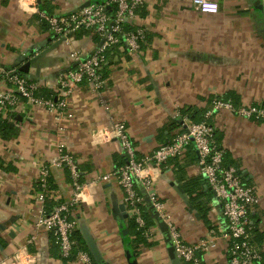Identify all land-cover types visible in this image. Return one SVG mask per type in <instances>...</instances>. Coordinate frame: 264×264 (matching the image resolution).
<instances>
[{
	"label": "crops",
	"instance_id": "crops-1",
	"mask_svg": "<svg viewBox=\"0 0 264 264\" xmlns=\"http://www.w3.org/2000/svg\"><path fill=\"white\" fill-rule=\"evenodd\" d=\"M86 1L0 0V68L22 65L24 54L37 51L40 56L27 75L52 87L59 72L76 62L68 58L66 46L51 41L34 8L69 12ZM216 1L217 13L201 14L191 0H149L140 20L148 34L144 48L129 53L120 46L109 53L103 69L107 86L102 91L92 92L86 82L74 86L68 96L73 116L62 123L63 132H58L54 115L42 106L8 112L7 126L0 127V264L11 263L23 247L30 264H81L75 258H61L53 234L36 226L40 206L36 185L44 166L55 184L45 204L67 203L72 197L69 170L53 165L60 141L76 159L84 185L81 201L72 207L77 230L83 238L85 228L104 263L184 264L173 256L156 224L150 228V246H133L129 213L121 208L123 191L112 178L98 180L123 162L120 143L107 141L100 133L94 138L93 132L122 121L136 154L142 156L174 136L179 117L205 120L216 97L236 105L264 102V0ZM95 45V38L82 32L75 35L71 48L89 53ZM6 88L0 85V91ZM208 122L225 151V164L236 167L259 196L251 218L259 232L256 242L264 264V123L227 110ZM197 159L189 146L181 157L151 169L153 188L187 242L210 237L209 227L217 235L226 227ZM137 189L145 197L146 190ZM214 239L215 246L201 255L203 262L228 264L227 239Z\"/></svg>",
	"mask_w": 264,
	"mask_h": 264
},
{
	"label": "built area",
	"instance_id": "built-area-1",
	"mask_svg": "<svg viewBox=\"0 0 264 264\" xmlns=\"http://www.w3.org/2000/svg\"><path fill=\"white\" fill-rule=\"evenodd\" d=\"M149 0H87L74 10L61 13H48L34 8V13L43 21L51 34V41L68 48V58L75 65L59 72L55 84L54 98H44L35 92L44 87L38 81L29 78L19 71V66L0 68V85H5V91H0V121H4L10 110L42 106L54 115L58 132H63V122L73 116L68 103L74 86L86 82L94 93L100 92L107 86V80L102 70L108 62L109 53L116 47L123 46L129 53L142 51L141 44H146V28L140 23L142 9ZM192 6L201 14H214L219 11L216 0H191ZM123 23L134 26V30H126ZM78 31H86L97 37L95 48L84 53L71 48L73 39ZM27 60L39 55L24 54ZM227 110L237 117L247 120H258L264 123V102L250 105H236L230 99L216 97L212 99L210 109L205 114V120L195 122L181 116L178 120V130L167 143H162L148 153L138 156L134 144L127 132L125 123L115 121L110 129L94 130L93 137L102 135L107 141L118 140L125 162L116 167L111 173L98 177L100 181L114 179L123 191V204L138 227L145 226V206L151 207L156 219L154 223H164L169 236V245L175 256L184 264H205L201 258L203 253L215 246L214 237L227 239L226 253L228 264H261V249L252 240L254 222L251 213L259 204V196L255 187L246 185L238 169L224 162V149L215 138V128L208 122L214 114ZM192 146L197 152V165L200 175L206 181L210 191L214 193L215 201L219 204L222 215L226 220L225 230L219 235L212 228L210 237L197 242H187L180 228L172 221L167 213L164 201L154 190V175L152 167L160 168L169 160L181 157L186 149ZM56 159L53 165L65 167L70 172L72 197L66 202H55L51 208L45 204L50 190L46 179L49 169L44 166L36 186V200L40 203L37 209L36 226L47 229L55 237L59 246L61 258L68 259L75 255L81 264H96L88 250L79 248L73 237L77 222L72 215V207L81 201L84 185L80 181L78 163L70 154L64 142L56 144ZM146 190L145 197L137 189ZM146 199L149 202H146ZM162 233V232H161ZM151 236L150 228L145 237ZM11 263L30 264L31 257L26 247L16 251Z\"/></svg>",
	"mask_w": 264,
	"mask_h": 264
},
{
	"label": "trees",
	"instance_id": "trees-1",
	"mask_svg": "<svg viewBox=\"0 0 264 264\" xmlns=\"http://www.w3.org/2000/svg\"><path fill=\"white\" fill-rule=\"evenodd\" d=\"M145 14H146V12H145V10L144 9H142V12H141V14H140V16L141 17H144L145 16ZM123 26H124V28L126 29V30H134V26H132L131 24H129V23H123ZM88 33V32H84V31H78V33ZM148 35V34H147ZM147 35H146V42H147ZM95 39H97V37H94ZM144 45L145 44H141V47L142 48H144ZM102 75H103V77L104 78H106V73L104 72V70H102ZM55 92H54V90H53V88H49V87H41V88H39L36 92H35V94L36 95H39V96H41V97H44V98H54V94ZM181 112V111H180ZM6 127L7 126V124H5L4 123V121H0V127ZM215 138H216V133H215ZM172 139V138H171ZM170 139V140H171ZM169 140V141H170ZM169 141H166V142H164V143H167V142H169ZM216 141H217V139H216ZM225 155V154H224ZM175 159V158H174ZM172 160V159H171ZM125 162V160H124V158H123V162L121 163V165L123 164ZM46 183H47V185H48V190H52V189H54V187H55V184L52 182V179L50 178V177H48L47 179H46ZM37 187L39 186V182L37 183V185H36ZM47 206V208L49 209V208H51V207H53L54 206V204L53 205H46ZM198 209H200V211H201V208L200 207H198ZM144 218H145V221H146V223H145V226L144 227H138L137 226V224L135 223V221H134V219L132 218V217H128V220H127V225H128V229H129V235L130 236H133V239H132V243L134 244L133 246L135 247V248H138L139 246H150L152 243H150L149 241H148V239L145 237V232L149 229V228H151L152 226H154V221H153V218H152V216L150 215V213L149 212H147L146 210H144ZM213 227H209V229H212ZM258 235H259V232H258V229H257V227L255 226V223H254V227H253V229H252V240H253V242L254 243H256V244H258L257 242H256V238L258 237ZM73 237H74V239L77 241V243H78V246H79V248H81V249H84V250H88L87 249V247H86V244H85V242H84V240H83V238H82V235H81V233H80V231L79 230H75L74 231V233H73ZM138 250V249H137ZM137 250H135V251H137ZM261 255H262V262H261V264H263V254H262V252H261ZM75 257V255L73 256V257H71V258H74ZM96 263V262H95ZM97 264V263H96Z\"/></svg>",
	"mask_w": 264,
	"mask_h": 264
},
{
	"label": "water",
	"instance_id": "water-1",
	"mask_svg": "<svg viewBox=\"0 0 264 264\" xmlns=\"http://www.w3.org/2000/svg\"><path fill=\"white\" fill-rule=\"evenodd\" d=\"M86 4H87V3H85V5H86ZM39 56H40V55H37V56L33 57L31 60H27V59L25 58V59H26V60H25V63L19 66V71L22 72L23 74H25L26 76H28V75H27V72H28V70H29V66H30V64H35L36 61H37V59L39 58ZM28 77L31 78V79H34V78L30 77V76H28ZM34 80H35V79H34ZM206 185H207V184H206ZM207 187H208V186H207ZM208 188H209V187H208ZM212 193H213V192H212ZM213 195H214V193H213ZM146 202L148 203L149 200L146 199ZM191 207H192V205H191ZM121 208L125 210V205L123 204V206H121ZM148 212L151 214L152 218L154 217V218L156 219V216H155V214L152 212L151 207L149 208ZM196 215H197V214H196ZM157 225H158V228L160 229V231H161L162 233H166V228H165L164 223H159V222H158ZM123 232L126 233L125 230H123ZM82 234H83L84 242H85V244H86V246H87V249H88L89 253L91 254L93 260H94L97 264H106V263H104V261H103L101 255H100V253H99L97 247H95L94 244L92 243V241L90 240V238H88V236H87V232H86L85 228H82ZM165 242L169 245V236H168L167 234H165ZM169 247H170V249H171V253H172L173 256L177 259V257L175 256V253H174L173 248H172L170 245H169ZM1 248H2V247H1ZM177 260H178V259H177Z\"/></svg>",
	"mask_w": 264,
	"mask_h": 264
}]
</instances>
